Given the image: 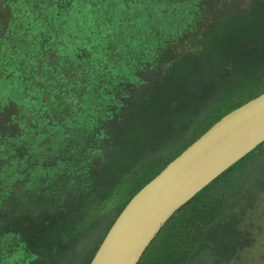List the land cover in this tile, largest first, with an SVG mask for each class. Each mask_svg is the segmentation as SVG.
<instances>
[{
  "label": "trees",
  "instance_id": "obj_1",
  "mask_svg": "<svg viewBox=\"0 0 264 264\" xmlns=\"http://www.w3.org/2000/svg\"><path fill=\"white\" fill-rule=\"evenodd\" d=\"M262 92L264 0H0V264H89L138 190ZM263 194L264 141L137 264H238Z\"/></svg>",
  "mask_w": 264,
  "mask_h": 264
},
{
  "label": "water",
  "instance_id": "obj_2",
  "mask_svg": "<svg viewBox=\"0 0 264 264\" xmlns=\"http://www.w3.org/2000/svg\"><path fill=\"white\" fill-rule=\"evenodd\" d=\"M263 141L264 92L222 116L138 190L89 264H137L181 205Z\"/></svg>",
  "mask_w": 264,
  "mask_h": 264
},
{
  "label": "rangeland",
  "instance_id": "obj_3",
  "mask_svg": "<svg viewBox=\"0 0 264 264\" xmlns=\"http://www.w3.org/2000/svg\"><path fill=\"white\" fill-rule=\"evenodd\" d=\"M259 205L257 208L259 219L253 225L255 233H252L253 236L256 235L257 237L255 236L256 239L254 237V240L251 239L250 246L239 253L236 259L238 264H264V199Z\"/></svg>",
  "mask_w": 264,
  "mask_h": 264
}]
</instances>
